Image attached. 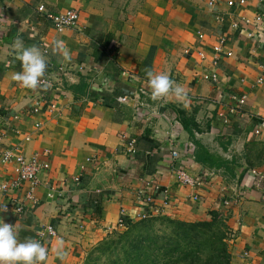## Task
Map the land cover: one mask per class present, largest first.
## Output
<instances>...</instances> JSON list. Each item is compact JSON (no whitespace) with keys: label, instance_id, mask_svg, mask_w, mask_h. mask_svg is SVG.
<instances>
[{"label":"crops","instance_id":"crops-1","mask_svg":"<svg viewBox=\"0 0 264 264\" xmlns=\"http://www.w3.org/2000/svg\"><path fill=\"white\" fill-rule=\"evenodd\" d=\"M211 1L0 0V150L50 152L37 203L22 217L0 211V220L20 239L37 240L39 228L53 225L58 238L45 241L46 264H84L98 243L123 232L122 211L130 221L142 211V192L162 216L182 222L219 213L231 264H264V131L255 134L264 123V0ZM40 6L75 9L79 24L59 32ZM18 37L44 54L47 90L12 80L22 70L11 48ZM57 40L71 59L53 51ZM149 69L182 85L186 104L153 101ZM240 97L245 105L231 114ZM198 145L212 158L199 163ZM178 170L201 184L183 185ZM10 180L11 167L0 166V183ZM58 239L63 261L53 252Z\"/></svg>","mask_w":264,"mask_h":264},{"label":"trees","instance_id":"trees-1","mask_svg":"<svg viewBox=\"0 0 264 264\" xmlns=\"http://www.w3.org/2000/svg\"><path fill=\"white\" fill-rule=\"evenodd\" d=\"M181 122L187 128L185 119ZM198 148L199 163L206 162L204 155L212 158ZM126 225L95 247L84 264H231L228 227L219 213H211V220L204 222L158 216L126 220Z\"/></svg>","mask_w":264,"mask_h":264},{"label":"built area","instance_id":"built-area-1","mask_svg":"<svg viewBox=\"0 0 264 264\" xmlns=\"http://www.w3.org/2000/svg\"><path fill=\"white\" fill-rule=\"evenodd\" d=\"M214 0L211 1L213 5ZM242 5L246 2L245 0L240 1ZM38 12L53 24L54 28L57 31H64L65 29L75 28L79 24L80 14L75 9H69L65 12H54L49 11L45 6H40ZM201 40L204 39L203 35H200ZM226 40L222 39L216 46L213 48V52L216 55L214 64L217 65V60L219 55L223 53L224 45ZM201 60L206 58L205 53H199ZM262 75L259 79V84H262L264 81V66L261 67ZM215 78V76H212ZM48 83V80L46 79ZM126 99H123L125 102ZM235 101L238 103L237 108H232L230 110L231 114L240 112V107L244 106L247 98L240 97L235 98ZM41 108L39 104L33 108L34 114H41ZM221 117L226 118L224 114H220ZM36 127H39L37 124ZM264 131V123L255 130L256 135H261ZM30 139L27 138L26 141ZM128 153L130 155L136 154L135 141L128 143ZM174 157H177V153H173ZM50 157L49 151H44L43 153H36L30 157H26L23 154H17L12 150H0V166H9L11 167V180L8 182L0 183V211H12L19 217H22L24 214L30 210L32 206L37 203L36 193L41 186L40 175L42 172L49 170L48 159ZM177 179L180 183L186 186L200 185V182H197L190 175H188L183 170H178L176 172ZM11 195H15L13 198H10ZM19 195V196H17ZM141 208L142 211L137 213L133 221H145L154 217L162 216V209L153 205V199L151 196L146 195V193H141ZM229 205V202H226ZM125 211H122V218L119 220L117 228L125 229L126 219L124 218ZM37 240L45 246L46 239H55L58 238V233L53 225H47L41 227L36 232Z\"/></svg>","mask_w":264,"mask_h":264},{"label":"clouds","instance_id":"clouds-1","mask_svg":"<svg viewBox=\"0 0 264 264\" xmlns=\"http://www.w3.org/2000/svg\"><path fill=\"white\" fill-rule=\"evenodd\" d=\"M11 48L16 54V59L20 61L22 69L12 74V80L24 89L47 90L48 84L45 79L47 60L41 50L35 45L25 47L19 37L14 40ZM53 51L62 54L64 59H71L66 45L61 40L54 41ZM146 76L153 101L173 96L176 100L186 104L188 94L185 88L172 80L168 74H155L149 69L146 71ZM14 227L0 220V264H46L48 249L31 236L20 239ZM64 244L63 239H58L53 249L55 256L61 261L67 255Z\"/></svg>","mask_w":264,"mask_h":264},{"label":"rangeland","instance_id":"rangeland-1","mask_svg":"<svg viewBox=\"0 0 264 264\" xmlns=\"http://www.w3.org/2000/svg\"><path fill=\"white\" fill-rule=\"evenodd\" d=\"M101 242H102V241H101ZM101 242H100V243H101ZM100 243H98L97 245H99ZM96 247H97V246H96Z\"/></svg>","mask_w":264,"mask_h":264}]
</instances>
